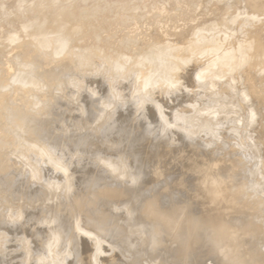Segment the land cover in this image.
Masks as SVG:
<instances>
[{"label": "rangeland", "instance_id": "1", "mask_svg": "<svg viewBox=\"0 0 264 264\" xmlns=\"http://www.w3.org/2000/svg\"><path fill=\"white\" fill-rule=\"evenodd\" d=\"M51 1L0 0V12L6 11L4 17H0V61L3 60L1 59L3 56L7 58V54L13 55L16 51L15 48L17 46L21 47V45L24 50V60H27L34 54L32 50L34 38L40 35L38 37L39 40H47L52 45L50 41L51 35L53 37L54 34L56 35V31L58 32L59 30L60 32L66 28L85 33V35L81 34L82 37H78L80 35L79 32L75 35L77 38H74V45L76 46L86 47L87 44L91 46V43L94 47V44L96 46L98 42L97 46L99 49H101V46L104 48L102 50L105 51V56L109 55L112 50L122 55L124 54L122 50L126 49L125 51H127L128 46L133 42L141 44L140 37L138 39L136 37L137 31L140 33H153L154 30L150 31V29L155 22H163V30H165V27L172 24L177 16H181L183 19L187 18V23L195 22L200 17L198 10L208 3V0H184L185 2H182V0L178 2L177 0V3L174 2L175 0H53L54 5H52ZM196 7L198 8L196 10L197 13L194 10ZM44 8L45 10H43ZM12 11L11 15L9 13V16L6 14ZM19 12H23V17L21 15L18 18H14L13 15L16 16L17 13L20 15ZM1 13L0 16H3ZM19 18H22V20L20 19L21 22L18 21ZM192 26L190 30L188 27L186 28L185 34L195 32L196 26ZM90 28H96L93 29L95 32L93 35L99 31L97 35L101 37L100 34H102V39L98 36L100 39H97L96 35L94 37L91 35L94 40L92 39L91 41L90 38L88 43L85 39L88 38L86 35ZM160 30L155 31L159 41L162 36H160ZM34 33L35 35H32ZM111 34L114 36H112L113 39H111ZM157 34H159L160 39ZM43 35L44 37L46 36L45 39H42L44 38ZM10 36L12 37L10 38ZM13 37H15V40H13ZM83 37L86 38L83 39ZM125 37L129 38V40L127 41ZM80 38L83 40L81 41ZM95 38L100 41L95 42ZM174 38L167 37V40L166 38L165 40L166 42H172L169 39ZM22 39H24V42ZM76 39L79 40L76 41ZM17 40L20 42L16 43ZM110 40L111 42L115 40L117 42H115L116 45L113 44L114 46L110 47L108 43ZM158 40H155L157 44H165L164 38L161 40L162 43L158 42ZM26 41L29 43L27 42V44ZM79 41L82 43H79ZM155 41L153 40V45L156 44ZM15 45L17 46L15 47ZM115 46L120 48V50ZM124 47L125 49H123ZM5 49L8 50L6 51ZM148 50L150 51V49L146 51ZM103 51L101 52L103 53ZM96 52L99 55L101 53H99V50ZM137 53L139 54V51L135 52V56ZM126 54L130 55L131 53L128 51L124 55ZM130 59L129 57L128 60ZM97 61L95 62L96 64L99 62ZM34 62L37 63V61ZM69 63L71 62H64L63 64L65 65H63L61 63H50L49 60H41L40 67H42V72L48 82V88L43 95V100L45 103L47 101V103H44V107L40 108L38 115L36 113L33 114L29 111L33 110L34 112L35 110L36 112L34 107L41 106L42 103L35 104L37 100L29 97L27 102L29 106L32 103L31 108L25 106L26 108L23 107L22 109L26 111L25 113L35 115L41 120L50 119L55 122L51 129L46 132V138H43L42 141L45 147L48 145L46 150L50 149L53 155H56V157L53 156L56 159L55 162L62 163L61 165L65 166L66 169L61 170L60 167H58L59 169L57 166L52 167L44 160V156H39L38 160L33 158L38 169L37 171L36 169L33 170L37 175L33 174L31 172L32 168L31 171H28L25 165L26 157L24 155L28 151L23 146L28 144L25 141L19 142L18 139H15L17 136L10 132H0V186H2L0 188V264H95L91 254H94V250L97 249H94V243L90 237H87L82 232L79 233V230L76 229L79 224L83 230L84 228L87 231L91 230L95 234L97 233L96 235H99L102 240H107V243L104 241L102 243V251H104L100 254L98 259L100 262L97 260V264H176L174 257H176L177 253L174 251L175 248H173L174 243L169 244V233L166 232L163 224H158L154 217L148 216L145 207L148 202H153L155 206H170L174 201H183L185 199L189 201L192 199L190 203L195 209H197L196 202L197 204L206 203L204 205L199 204L201 207L203 206L201 208L202 212L200 206L196 210L197 212L200 210L201 214L199 212L195 213L203 218L215 217L219 220L225 218V220L238 221V223L243 221L241 224L244 223L245 228L249 226L248 224H250L252 219L256 220L262 229L244 237V239L241 238L242 243H246V250H242L244 253L242 252L241 256L244 257L245 253H248V260L250 258L252 261L257 259V264H263L264 212L255 219L253 216H249L248 213H234L228 204L216 207V200L207 195L208 188L206 189L205 187L210 182V173L212 174L215 164L209 159L225 141L227 144H231V147L228 145L230 148H236L235 150L232 149L231 152H239L242 160L248 166L249 171L241 179V182L249 184V192L252 194L251 200L261 199L264 204V125L257 129L258 125L256 124L246 128H244V123L243 126L239 124L237 125V131L234 129L229 130L228 135L230 136L226 141L224 138L216 136V132L213 131L214 127H211L212 129L209 132L205 127L194 128L192 126L191 116L195 114L193 110L197 107L205 106L211 99L196 95L195 91L198 89L191 87V84L185 90L183 89L185 86L183 88L180 85L174 87L168 82L156 87L141 81L139 84L141 88H137L138 84H134L132 78L134 74L124 78V76H121L123 73L121 70H113L111 72V67H109L111 65L103 66L101 64L100 68H95L99 65L98 63L97 66L93 64L90 68L80 69L75 65V62L68 66ZM70 66L72 67L69 68ZM57 75L60 77L58 76V78ZM217 79L216 82L219 83V80H222L220 78ZM5 86L6 89L9 87L8 85ZM13 86H15V88L12 87L13 89H16L17 86V89L21 88L19 89L20 91H27L26 88L19 86V84H13ZM58 86L60 87L57 88ZM158 86L162 92L159 89L157 90ZM163 86L164 89L162 90L161 87ZM141 89L143 91L138 93V90L141 91ZM189 89L194 91L188 92ZM155 90L157 91L155 92ZM150 91L153 92L151 93ZM153 93L158 94H155L154 99L151 101L150 95L152 96ZM45 96H47V99ZM140 96L141 99L146 100L141 101ZM81 97L85 100L87 99V101L85 102ZM29 99L31 102L28 101ZM80 100H82V103ZM161 105H163L162 109ZM184 108H187L185 112ZM50 109L55 120L52 115H46V112ZM178 114L185 115L186 119L184 120L183 117L177 119ZM201 135L206 141L200 138ZM181 136L186 138H183L186 142L182 140ZM196 137L199 142H196ZM257 137L261 143L257 140ZM200 140L203 141L200 142ZM253 141L260 143L258 147ZM127 143H131V145ZM200 143L201 146H199ZM216 144L218 148L214 146ZM202 146H206V148H202ZM189 150L195 153L193 154ZM181 151L184 152V154L182 153L183 156L190 154L188 156L190 158L186 155L183 157ZM206 151L210 152L207 154ZM42 152L40 151L41 155H44L43 150ZM170 155L174 157H170ZM195 155L199 158H196ZM179 156L182 159H179ZM206 156L209 158L207 159ZM153 157L155 158L154 160L152 159ZM156 158H159V162H157ZM167 158L175 160L173 161L172 159L170 161ZM201 159L204 160V163ZM229 160L232 162V158H229ZM108 161L120 164L124 166V169L113 173L111 168L105 165ZM156 162L158 164L167 162V164L165 163L164 165L162 163V166H160ZM207 166L208 168L205 169ZM198 169L202 173V169L206 171L207 174L203 173L205 179H202V173ZM23 171L27 174L24 175L25 172ZM194 173L201 175L198 174L196 175L197 177H194ZM206 175L209 177L208 183H206ZM34 176L37 178L34 179ZM195 178L196 185L191 183L195 181ZM199 178L202 179V183H200L201 179ZM204 181L206 185H204ZM212 181L214 182L215 179L213 178ZM239 183L240 181H233L231 185H239ZM194 187L196 189L198 187L197 192L193 191ZM199 187L202 189L200 188V190ZM204 189L206 190L205 192L203 191ZM201 191L202 193H200ZM203 192L211 200L209 198L207 200ZM193 193H200L203 196L199 197V195L194 194V197ZM199 200L203 202L201 203ZM205 206L209 207L210 211L212 209L213 212H208L209 209L204 208ZM87 208L88 212H85ZM259 232L262 234L260 235ZM56 234H59L60 238L54 244L53 239L57 238ZM170 242H173L172 239ZM203 264H210V262L206 260Z\"/></svg>", "mask_w": 264, "mask_h": 264}, {"label": "bare ground", "instance_id": "2", "mask_svg": "<svg viewBox=\"0 0 264 264\" xmlns=\"http://www.w3.org/2000/svg\"><path fill=\"white\" fill-rule=\"evenodd\" d=\"M54 1H56V0H54ZM176 1L177 0H175L174 2H176ZM183 1L184 0H182V2ZM178 2H179V0H178ZM207 2L208 3L205 6L200 8L201 11H200V9L198 10L197 7L194 8V10L195 11L198 10V13L200 14L199 19H197L195 22L187 23V20H188L187 18L183 19V17L177 16L172 24H170L169 26L166 25L167 27H165L166 28L165 30H163V27H164L163 22L162 23L155 22L152 24V27L150 29V31L154 30L153 31L154 34L152 32H144V33L141 32L140 33L137 31L136 37H137V39H138V37H140L141 44L133 42L132 44H130V46H128V48L126 47L127 51H125L126 50L125 47L123 48V49H125L124 50L125 52L130 51V53H131L130 55L129 54L124 55L125 52L123 50H122V52L124 54H122L120 52L122 55H120L119 52L113 51L110 47H113L114 46L113 44H115L116 41L113 40L111 42V40H110L108 42L110 47H108V48L112 51L109 55L105 56L106 55L105 51L102 50L103 47L101 46L100 47L101 49H99V47L97 46L98 45L97 41H100L97 39H100V38L102 39V34H100L101 37L98 36L97 33H99V31H97V33L93 35V33H95L93 29H96V28H93V29L90 28L87 32L88 34L86 33L87 34L86 36L88 38L83 37V39L86 38L85 40H87V42H88L89 39L91 38V35H93V37L96 35L95 37L97 39L95 38V42H97L96 43L97 47L95 46V44L93 47L91 43H90L91 46H88V44L86 45V47L85 46H76V45H74V38L76 37L75 35L79 32L80 35L78 37H82L81 34L85 35V33H82V32L80 33V31L77 32V31H75V29L73 30V29L66 28L60 32H59V30H58V32L56 31V35L54 34L53 37L51 35L50 41H51L52 45L49 44V41H47V40H44V41L39 40L38 37L40 35L38 37L36 36L37 38H34L35 40L32 44V50L34 51V54L31 56V58H29V59L27 58V60H24V58H25L24 57V50L21 48L22 47L21 43H20L21 47L19 46L20 48L17 46L19 44L15 45V47L16 46L17 47L15 48L16 51L13 55L7 54V56H8L7 58L5 56H3L5 58L2 57L1 59H3V60L0 61L1 62L0 63V132H2V133L10 132V133L14 134L15 136H17V138H15V137L14 138L18 139L19 142L25 141L28 144V145L23 146L24 148H27L26 151H28L26 153V155L23 154L24 157H26L25 158V160H26L25 165L27 167V170L31 171V168H32L31 172L33 174H35V171L33 172V170H35V169H36V171L38 170L36 163H35V159L38 160L39 156H44L45 159L44 158L43 159L45 161H47L48 164L51 165L52 167L57 166V168L60 167L61 170L66 169L65 166L63 167V165H61L62 163L59 164V163H57L58 161L55 162L56 159H54V157H56V155H53V153L50 151V149L48 151L46 150V148L48 146L47 144H49V143H47L46 144L47 146L45 147L42 139L37 137L38 135L36 134L35 131L32 133V135L31 134L29 135L25 129L24 116L26 114L25 113L26 111L22 110V109L25 106L31 108V105H32V103L30 106L28 105L27 99L30 97L33 100H37V102L35 104L42 103L41 106L39 105V106L34 107V108H36V112H35V110L33 112L32 109H34V108L31 109L32 111H29L30 113H33V114H35V113L37 114L38 111L40 110V108L44 107V103H45L43 100V95L45 94L44 92L48 88V82L45 78L44 73L42 72V67H40L41 66L40 65L41 60H43V61L49 60L50 63L54 62V63H61V64H63L64 62H67V61L68 62L70 61L71 63L75 62L76 63L75 65L80 69L81 68H85V69L90 68V66L92 67L93 64L95 65L96 60H98L99 62L98 61L97 62L99 63V65L97 66V64H98L97 63L96 64L97 67L94 66L95 68H100L101 64L103 66L111 65V66H109V67H111L110 71L112 72L113 70L114 71L121 70V71H123L121 76H124V78H126V76H129L131 74H134V75H132V78H133L134 84H138V87L136 86L137 88H141V85L139 86L141 81H144L145 83L150 84L151 86L155 85L156 87H157V85H162L163 83L168 82L169 84H172L174 87L175 86L177 87L180 85V86H182L181 88H183V86H185V88H183L185 90H187L188 87H190L192 85L191 87L198 89L197 91H195L196 95L202 96V97H207L208 99H211L210 102L208 104H206L205 106L197 107L196 109L193 110L195 114H194V116H191V123H193L192 126L194 128L205 127L207 130H209V132L212 129L211 127H214L213 131L216 132V136H220L221 138H224V140H226V141L230 136V135H228L229 130L234 129L235 131H237V125H239V124L243 126V123H244V128L253 126L254 124L258 125L257 129H259V127H262L264 125V0H208ZM53 3L54 2H52V5H54ZM39 5H40V2H39ZM177 5L179 6V4H177ZM183 5H185V4H183ZM30 7H32V6H30ZM21 8H23V7H21ZM34 8H36V7L34 6ZM43 10H45V8ZM8 11H9V9H8ZM21 11H23V10H21ZM5 12L6 11H3V13H1V14H3V16H0V17L3 18ZM14 12H18V11H14ZM26 12L31 13L30 11H26ZM39 12H41V11H39ZM8 13L9 14L13 13V11L6 13L9 16ZM19 13H20V15H18V13L17 14L15 13L16 16L13 15L14 18H18L23 14V12H19ZM196 13H197V11H196ZM22 17H23V15H22ZM7 19H8V17H7ZM20 19L22 20V18H19L18 21H20ZM2 21H4V20H2ZM4 22H2V23H4ZM10 22H11V20H10ZM47 24H49V23H47ZM39 25H38V27H39ZM192 25H194V27L196 26L195 32L192 34H190V33L185 34L186 28L188 27L190 30V28L193 27ZM70 27H72V26H70ZM159 29L162 30V31L160 30L161 32L159 31V33H160V36L162 35L161 40H163V38H164L165 44H163L161 42V40L159 41L157 39L158 37H156L155 31H157ZM100 30H103V29H100ZM45 32L47 33V31H45ZM191 32H193V31H191ZM39 33H41V32H39ZM48 33H49V31H48ZM53 33H55V32H53ZM130 33H132V32H130ZM32 35H35V33ZM108 35H106V36L109 37L110 35L109 36ZM29 36H31V35H29ZM48 36H50V35H48ZM97 36L100 38H98ZM112 36H113V34H111V39H113ZM125 36H127V35H125ZM157 36H159V34H157ZM160 36H159V39H160ZM11 37L12 36H10V38ZM43 37H44V35H43ZM45 37L42 39H45ZM167 37H170V38L175 37L174 38L175 41H174V39H169V41H172L174 43L168 42V41L166 42ZM13 38H14L13 40H15V37H13ZM165 38H166V40H165ZM29 39H31V37H29ZM29 39H28V41H29ZM48 39H49V37H48ZM83 39H81V41ZM92 39L94 40V38H91L90 40L92 41ZM9 40L12 41L11 39H9ZM23 40L24 39H22V41ZM32 40H33V38H32ZM78 40L76 39V41H78ZM103 40H101V41H103ZM126 40L128 41L129 38H126ZM126 40H124V41H126ZM153 40L154 41L158 40V42H161L162 44H159V43L157 44V42L155 41L156 44L153 45L152 44ZM18 41L19 40H17L16 43L20 42V41L19 42ZM28 41H26V43ZM81 41H79V43H82ZM107 41H108V38H107ZM87 42L85 41V43H87ZM104 42H106V41L104 40ZM13 43H14V41H13ZM30 43H31V40H30ZM125 43L127 44V42H125ZM9 44H11V43H9ZM105 44H107V43H105ZM104 47H106V46H104ZM115 47L117 48V46H115ZM3 48H4V46H3ZM146 48L150 49V51L149 50H148L149 52L146 51L147 50ZM113 49L115 50V48H113ZM117 49L120 50V48H117ZM97 50H99V53L101 51H103V53L101 52L99 55L96 52ZM136 51H139L140 55L137 53L138 56H137V54L135 56ZM101 54H104V55H102L103 57L101 56ZM129 57L131 58L130 60H128ZM10 58H11V60H9ZM34 61H37V63H35ZM71 63H69L68 66ZM63 65H65V64H63ZM65 67H67V66H65ZM71 67L72 66H70L69 68H71ZM58 73H60V72H58ZM58 76L59 75H57V77ZM217 78L222 79V80H219L220 83L216 82V80H218ZM51 80H52V78H51ZM146 81H148V82H146ZM13 84H15V85L19 84V86L26 88L27 91L25 90L26 92H24L21 90L22 91L21 92L19 90L21 88L17 89V86H16L17 90L13 89L12 87L15 88V86H13ZM5 85H8L9 87H7V89H6ZM59 87L60 86H58L57 88H59ZM165 87H167V86H165ZM161 88L163 90L164 86ZM170 88H172V87H170ZM158 89H159V86H158L157 90ZM157 90H155V92ZM142 91H143V89H141V91L138 90V93L142 92ZM159 91H161V89H159ZM193 91L194 90H192V89L188 90V92H193ZM150 92L152 93L153 91H150ZM155 94H158V93H155ZM155 94L153 93L152 96L150 95L151 101H152V99H154ZM45 97L47 99V96H45ZM82 99H84V98H82ZM140 100L144 101L146 99H141V96H140ZM28 101H30V99ZM49 101H50V99H49ZM80 101L82 103V100H80ZM86 101H87V99L85 100V102ZM191 102H192V100H191ZM46 103H47V101H46ZM83 104H84V101H83ZM46 107H47V105H46ZM29 108H27V109H29ZM162 108H163V105H161V109ZM187 108H184L185 109L184 112L186 111ZM187 112H189V111H187ZM182 115L183 114H178L177 119H181V117H183V119L185 120L186 119L185 115L184 116H182ZM40 117H41V115H40ZM171 123H172V121H171ZM165 128H166V126H165ZM226 129H228V131H226ZM163 131L165 132L164 129H163ZM129 132H130V130H129ZM190 133H191V131H190ZM128 136H129V134H128ZM140 136H141V134H140ZM201 136H200V138L203 139V136L202 137ZM138 137H139V135H138ZM181 138H182V136H181ZM183 138H182V140L186 139V138H184V139ZM138 139H136V140H138ZM196 139H197V137H196ZM249 139H251V138H249ZM175 140H177V139L175 138ZM203 140H205V139H203ZM207 140H209V139H207ZM257 140L260 142L259 138ZM202 141L200 140V142H202ZM162 142H164V141H162ZM179 142L181 143V141H179ZM185 142H183V143H185ZM196 142H199V139H197ZM196 142H194V143H196ZM253 142H254V144H257V147L261 143V142L255 143V141H253ZM165 143H167V142H165ZM127 144L131 145V143H127ZM127 144H126V146H127ZM217 144L214 146H217ZM222 144H223V142H222ZM228 145H230V147H231V144H227L224 141V144L222 146H220L219 148L217 146L218 150L216 153H213L212 155H211L212 152L209 153L212 156V157H210L209 160L215 164H214V169H213L212 174L210 173L211 176L208 175L211 178L210 182L208 181L209 177H207V175H206L207 181L206 180L205 181H206V183L209 182L208 186L205 187L206 189L208 188L207 189V195L216 200L215 201L216 207L217 206H223L224 204H228L231 206L230 208L233 210L234 213H240V212L241 213L242 212L248 213L249 216H253L256 219L258 216H261L262 213L264 212V204H263L261 199H259V200H253L252 199L251 200L252 194L249 192V188H250L249 184L246 182L245 183L241 182V179L244 178L249 171L248 166L242 160L239 152H237V151L231 152V150L234 148H230ZM199 146H201V143ZM176 147L178 148V146H176ZM187 147H189V146H187ZM193 147H195V146H193ZM202 148H206V146L205 147L202 146ZM256 149H258V148H256ZM42 150L44 151V155H41V153H40V151L42 152ZM184 150H185V148H184ZM198 150H200V149H198ZM210 151H212V150H210ZM210 151H206L207 154ZM223 151H226V152H223ZM189 152H191V151L189 150ZM182 153L184 154V152L181 151V155H182ZM191 153H193V152H191ZM152 154H153V152H152ZM177 155H178V152H177ZM179 155H180V153H179ZM185 155L187 156V154H185ZM185 155L184 156L182 155V156L185 157ZM151 157H152V155H151ZM170 157H174V156L170 155ZM33 158H35V159H33ZM175 158H176V156H175ZM188 158H190V157H188ZM191 158H192V155H191ZM196 158H199V157L196 156ZM203 158H205V157H203ZM208 158L209 157H207V159ZM229 158H232V162H231V160H229ZM152 159L154 160L155 158L153 157ZM158 159H157V162H159ZM172 159L167 158V160H170V161ZM179 159H182V157H180ZM174 160L175 159H173V161ZM170 161H169V163H171ZM201 161L203 162L204 160L201 159ZM162 163H164V162H162ZM165 163L167 164V162H165ZM165 163H164V165H165ZM194 163H195V161H194ZM161 164H158V165L162 166ZM105 165L107 167L111 168V171L113 173L117 172V171H122V169H124V166H121L120 164H117V163H114L111 161L106 162ZM211 165H210V167H211ZM153 167H154V165H153ZM207 168H208V166L205 169H207ZM200 169H198V170L200 171ZM203 169H202L203 173L204 172L206 173V171H204ZM10 170H12V169H10ZM190 170H192V169H190ZM198 170H196V171H198ZM6 172H8V171H6ZM23 172H25V171H23ZM255 172H256V170H255ZM200 173H202V172L200 171ZM203 173H202V175L199 173H197V174L194 173L195 174L194 177H197L196 175H198V174L203 177L204 176ZM3 174H5V173H3ZM26 174L27 173L25 172L24 175H26ZM65 174H66V172H65ZM35 175H37V174H35ZM142 175H140V176H142ZM17 177L19 178V176H17ZM31 177L33 178V176H31ZM8 178H11V177H8ZM36 178L34 176V179H36ZM142 178L144 179V177H142ZM201 178H199V179H201ZM213 178L215 179L214 182L212 181ZM67 179L69 180L68 176H67ZM202 179H205V178L203 177ZM202 179H201L200 183L203 182ZM138 180L140 181V179H138ZM197 180H198V178H197ZM205 181H204V185H206ZM233 181H236V182L240 181V183H239V185H231ZM195 182H196V178H195V181L191 182V183H195ZM138 183H140V182H138ZM200 183L198 182V184H200ZM8 184H10V183H8ZM195 185H196V183H195ZM200 186H202L204 188L203 185L200 184ZM1 187L2 186H0V188ZM8 188H10V187H8ZM200 188L201 187H199V189ZM189 189H190V187H189ZM186 190H188V189H186ZM196 190L198 191V187H197V189L195 188L193 191H196ZM191 191H192V189H191ZM203 191L205 192L206 190L204 189ZM200 193H202V191ZM200 193H197V194L193 193V196L195 197V195H199V197H202L203 195ZM207 195H205V193H204L205 198L207 197ZM193 196H192V198H194ZM236 196H237V198H236ZM185 198H187V197L185 196ZM196 198H197V196H196ZM208 198L209 197H207V200H208ZM191 200H190V202H191ZM200 200H203V199H200ZM193 202H194V200H193ZM206 202L209 203L210 201H206ZM212 203H213V201H212ZM199 204L200 203L197 204V202H196L197 209H198V206L202 205L203 203L200 205ZM204 204H206V203L204 202ZM213 205H214V203H213ZM202 207L200 206V210ZM204 208L209 209V207H206V206ZM208 209H206V210H208ZM200 210L198 212L201 214L202 210H201V212H200ZM198 212L196 211L195 213H198ZM208 212H213V211H212V209H211V211L209 209ZM216 217H217V214H216ZM210 218H215V217H210ZM217 220H219V219H217ZM226 221L227 220H225V218H224V219L220 220L219 222H221L223 224H226V223L228 224V222H226ZM248 225L249 226L247 228H244L243 230H238V231L235 229L229 230L230 234L232 235L231 238L239 239V242L236 239L238 246H241L242 247L241 249L242 250L244 249V251L246 250V247H245L246 243L245 242L242 243L241 238L244 239V237H246L248 235H252L253 233L258 232L260 229H262L260 227L261 225L259 226V223H257L256 220H254V219H252L250 224H248ZM73 227H74V225H73ZM76 229L79 230V233L82 232L87 237H90V239L93 241L94 249H97V250H94L95 251L94 254L92 253L91 255H92V259L94 260V263L97 264L98 262H100V260H98L100 254H102V252L104 251V250L102 251V246H103L102 243H103V241L106 242L107 240L106 241L104 239L102 240L99 237V235H96L97 233L95 234L91 230L87 231L86 228H84V230H83V228H82V226H80V224L78 226H76ZM259 234H260V232H259ZM56 235H57V238L53 239L54 244L56 242H58V240L60 238L59 234H56ZM155 239H157V238H155ZM169 239H168L169 244L170 243L173 244L174 242H170L171 237ZM170 247H172V246L170 245ZM104 249H106V248H104ZM227 254H229V253H227ZM247 254L248 253H245V255L243 257L245 264H252V263L257 264V261H256L257 259H254V261H252V259L250 258V260H248ZM251 255H253V254H251ZM97 260H98V262H97Z\"/></svg>", "mask_w": 264, "mask_h": 264}, {"label": "water", "instance_id": "3", "mask_svg": "<svg viewBox=\"0 0 264 264\" xmlns=\"http://www.w3.org/2000/svg\"><path fill=\"white\" fill-rule=\"evenodd\" d=\"M46 115L54 117L51 109ZM24 119L27 133L32 135L35 131L41 139L46 138V132L55 124L50 119L41 120L28 113ZM145 209L148 216L163 224L169 233L177 253L174 257L176 264H203L206 260L210 264H245L241 256L242 247L237 243L239 239L231 238L229 232L230 229L238 231L245 228L238 221L227 220L228 224H223L216 218L197 216L196 209L186 199L174 201L170 206H155L153 202H148Z\"/></svg>", "mask_w": 264, "mask_h": 264}]
</instances>
